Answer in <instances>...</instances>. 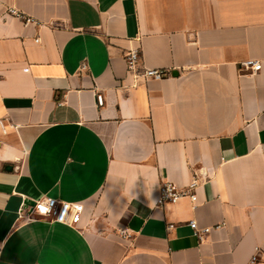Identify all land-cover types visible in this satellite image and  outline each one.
I'll list each match as a JSON object with an SVG mask.
<instances>
[{"label":"crops","instance_id":"obj_1","mask_svg":"<svg viewBox=\"0 0 264 264\" xmlns=\"http://www.w3.org/2000/svg\"><path fill=\"white\" fill-rule=\"evenodd\" d=\"M130 49L169 73L134 78ZM248 58L261 69H239ZM166 180H196L195 198L158 203ZM46 196L81 204L78 220L21 216ZM254 255L264 264V0H0V264Z\"/></svg>","mask_w":264,"mask_h":264},{"label":"built area","instance_id":"obj_2","mask_svg":"<svg viewBox=\"0 0 264 264\" xmlns=\"http://www.w3.org/2000/svg\"><path fill=\"white\" fill-rule=\"evenodd\" d=\"M141 51L139 49H130L125 54L127 70L134 78L143 76L145 78H162L169 72L162 68H144L140 66ZM262 62L259 59L248 58L239 62V69L251 70L252 72L260 70ZM196 180L192 181L186 188H178L171 181H162L160 185V194L158 203L176 202L180 197L189 195L195 198ZM83 211L81 204L65 201L54 197H43L35 200L34 205H28L20 214L27 219H34L38 215L51 222L72 224L76 222ZM190 225L194 228L197 235L206 232L208 228H199L196 220H190ZM257 255H254L248 264H255Z\"/></svg>","mask_w":264,"mask_h":264},{"label":"water","instance_id":"obj_3","mask_svg":"<svg viewBox=\"0 0 264 264\" xmlns=\"http://www.w3.org/2000/svg\"><path fill=\"white\" fill-rule=\"evenodd\" d=\"M175 73V72H173ZM11 167V166H9ZM35 204V200L34 199H31V198H26L24 200V207H27L28 205H34Z\"/></svg>","mask_w":264,"mask_h":264}]
</instances>
